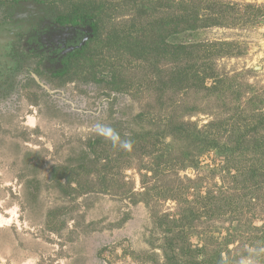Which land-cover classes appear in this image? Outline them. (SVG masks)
<instances>
[{
	"label": "rangeland",
	"instance_id": "rangeland-1",
	"mask_svg": "<svg viewBox=\"0 0 264 264\" xmlns=\"http://www.w3.org/2000/svg\"><path fill=\"white\" fill-rule=\"evenodd\" d=\"M261 152L264 0H0V264H264Z\"/></svg>",
	"mask_w": 264,
	"mask_h": 264
},
{
	"label": "trees",
	"instance_id": "trees-1",
	"mask_svg": "<svg viewBox=\"0 0 264 264\" xmlns=\"http://www.w3.org/2000/svg\"><path fill=\"white\" fill-rule=\"evenodd\" d=\"M98 18V13L97 14H94V13H90L89 11H86L82 14H80L79 16H76L75 18L73 19H68L66 17L62 18L61 21H60V24L65 26V25H68V24H72L74 26H77L79 25L80 23H84V22H88L91 26V29L92 31L96 34L98 33V22L96 21H91L92 19L94 18ZM181 23H178L177 27L180 26ZM183 25V24H182ZM188 30H191V31H195V30H199L198 29V25L196 24H193L191 23L189 26H188ZM86 47L84 48H81V50H77V52H74L72 54V57L76 56V55H82V53L85 51ZM182 51H180L179 53H181ZM71 57V55H70ZM68 67V66H67ZM261 157H264V152H261Z\"/></svg>",
	"mask_w": 264,
	"mask_h": 264
},
{
	"label": "flooded vegetation",
	"instance_id": "flooded-vegetation-1",
	"mask_svg": "<svg viewBox=\"0 0 264 264\" xmlns=\"http://www.w3.org/2000/svg\"><path fill=\"white\" fill-rule=\"evenodd\" d=\"M73 35H74V38H71V36L69 37V34H66L65 37L61 39V36H59L58 34H53L52 35V37H53L52 40L53 41L55 40L57 43L63 44L64 48L69 49L70 47L72 48L73 44H75L74 42H77L79 40V39H76L77 32L75 34H73ZM49 37H51V36H47L46 38L49 40ZM75 39L77 41H75Z\"/></svg>",
	"mask_w": 264,
	"mask_h": 264
}]
</instances>
